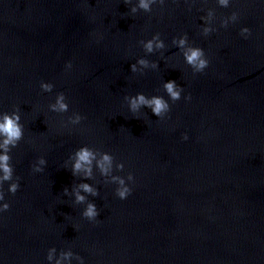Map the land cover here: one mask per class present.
Instances as JSON below:
<instances>
[{
	"label": "water",
	"instance_id": "1",
	"mask_svg": "<svg viewBox=\"0 0 264 264\" xmlns=\"http://www.w3.org/2000/svg\"><path fill=\"white\" fill-rule=\"evenodd\" d=\"M137 6L0 0V114L18 108L24 126L10 153L20 189L12 195L6 182L0 202L11 206L0 213V264H81L78 257L84 264H264V0H230L227 8L219 0H164L133 14ZM233 13L238 20L223 27ZM206 27L214 30L208 36ZM156 34L166 48L147 53L140 41ZM185 34L206 53L203 73L194 74L173 44ZM169 81L184 88L180 101L167 96ZM59 93L67 113L50 109ZM137 94L164 97L170 113L164 120L147 108L133 114L125 97ZM74 113L85 117L81 124L70 122ZM84 146L96 152L91 179L72 174ZM103 154L114 157L107 176L97 167ZM41 157L44 171L33 172ZM129 174L133 191L121 200L112 176ZM82 183L99 195L83 192ZM77 191L85 203L76 202ZM88 203L100 212L95 222L83 218Z\"/></svg>",
	"mask_w": 264,
	"mask_h": 264
},
{
	"label": "clouds",
	"instance_id": "2",
	"mask_svg": "<svg viewBox=\"0 0 264 264\" xmlns=\"http://www.w3.org/2000/svg\"><path fill=\"white\" fill-rule=\"evenodd\" d=\"M132 0H125V3L130 4ZM159 3L160 5L164 4V0H138V6L133 7L131 12L133 14L137 13L139 10H143L145 13L152 12V5ZM221 7H229L230 0H219ZM239 16L237 13H233L230 18H226L222 26L227 28L229 22H236ZM207 22L206 18H203ZM214 30L212 28H204L203 34L205 36L210 35ZM242 36H250L251 30L244 28L241 31ZM102 39V37H101ZM143 44L144 49L147 53H153L157 49H165L166 45L161 39L160 34H156L151 40H148L146 43L140 41ZM173 44L182 50L184 60L188 66L193 69L194 74L203 73L205 69L209 67V60L206 57V53L202 48L189 46L188 37L185 34L183 38H180L178 41L173 40ZM138 63L147 68L149 67V61L146 59H139ZM68 69L72 68V64L69 63L66 66ZM151 67L158 68L157 63H151ZM131 71L136 73L138 71L137 65H131ZM41 88L44 92H52L54 85L50 83H41ZM163 88L174 103L182 99V93L184 88L178 85L175 81H169L163 84ZM187 100H191V96L186 97ZM125 100L129 106L130 111L133 114L140 113L142 108L150 109L151 112L158 117L160 120H164L171 111V106L169 102L162 96H152L151 98L147 97L144 94H137L133 97H125ZM52 112L63 114L69 112V104L65 94L59 93L56 97L55 103L50 105ZM74 117V118H73ZM85 117L81 116L79 113H74L73 116L69 117V120L74 125H79ZM24 138V126L21 123L20 110L17 108L12 113H3L0 114V202L5 201V192L3 191V185L6 182L10 183L8 191L15 195L20 189L19 178L14 177V168L12 166V157L10 155L13 148L18 147L21 140ZM183 139L187 141L189 137L185 134ZM96 152L88 146L79 148L75 152V163L73 165L72 174L83 172L85 174V179L92 178V165L93 161H96ZM114 157L110 154H103L102 159L97 161V167L100 169L101 174L104 176L109 175L113 167ZM47 161L41 157L37 164L33 166V172L40 173L44 171V166H46ZM117 170L123 171L124 164L120 163L116 166ZM128 182H135V177L132 174L127 176V180L121 176L114 175L112 176V183L118 185L116 188V195L121 200H126L132 194V188L129 186ZM79 188L91 195L98 196L99 193L96 189L90 186L88 183H82L79 185ZM68 193V189H64V194ZM86 201V197L80 194V191L76 192V202L78 204H83ZM9 203H2L0 205V213L10 211ZM83 218L90 222H95L100 215L98 208L95 203H88L86 210L82 213ZM56 249H50L47 260L52 259L51 253L55 252ZM67 255H71L68 253ZM81 260V264H84L83 259L78 257ZM57 264H60L58 261Z\"/></svg>",
	"mask_w": 264,
	"mask_h": 264
}]
</instances>
